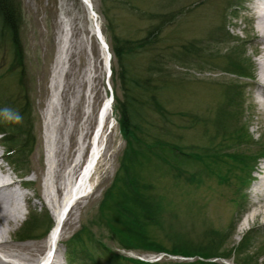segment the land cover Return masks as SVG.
Segmentation results:
<instances>
[{
  "label": "rangeland",
  "instance_id": "rangeland-1",
  "mask_svg": "<svg viewBox=\"0 0 264 264\" xmlns=\"http://www.w3.org/2000/svg\"><path fill=\"white\" fill-rule=\"evenodd\" d=\"M86 1L91 5L94 13L83 0H20L23 13V24L19 36L20 49L23 53V65L25 64L24 68H26L24 80L26 86L30 88L35 144L26 156L24 164L17 168L6 159L5 147L0 141V177L5 181H16L13 189L17 192L18 210H22L19 222L13 226V222L9 224L13 228L6 236L7 240H11L12 243L31 242L46 245L45 239L48 235L20 240L17 237V231L32 214L41 218L47 212L48 216L55 221L54 212L57 211H53L50 205L48 206L49 196H54L56 199V196L60 197L62 192L61 194L57 192L52 183L54 178L50 172L52 165L54 164L55 169L58 170V176H55L58 184L66 181L68 183L69 178L75 179L78 176L83 169L78 150L81 137L86 136L87 129H82L86 115L90 110L92 111V126L88 133L92 128V131H95L97 108L110 91H114V94L117 91L119 95L122 93L119 81L117 80L115 89L113 75L107 76V62H109V70L119 69L118 60L112 52L110 43L113 31L121 37L141 39L150 25L159 20L146 18L147 16L142 18L143 12L145 15L149 12L169 13L168 15L174 12V17L165 25L157 42L151 48L149 46L147 51L127 60L134 76L146 74L148 66L151 67L154 63L155 67H161V73L158 76L160 81L154 82L157 86L174 85V82L183 85L169 86V89L163 87L161 91L158 89L159 99L163 102L167 113L164 117L154 111L152 120L149 118L147 121L150 139L160 134V128L169 127L172 130V136H180L181 140L189 145L206 141L204 133L209 135L208 132L213 131V126L209 123L219 107L218 95L223 87L221 83L225 79L237 80L236 75L224 73L204 60L201 61V66H195L185 62L183 56L173 55L175 50H182L180 46L182 43L189 40L200 39L201 43H206V34L221 20L227 3L236 0ZM260 1L242 0L239 5L231 7L228 11L232 8L236 9L227 16L225 28L239 38L237 42L245 41L246 43L244 45L245 55L251 60L254 78H239L245 82L241 97L245 108L242 120L246 121L247 130L253 138L261 136L264 139V112L257 104L256 99L260 95L254 81L259 75V50L262 45V38L257 29V18L254 16V11L259 9ZM194 5L195 7H192ZM96 28L100 29L108 44L109 54L98 41L95 34ZM234 42L222 41L218 46L222 47V52H224ZM195 51L190 52L195 55ZM107 54L110 56L109 60ZM11 58L9 43L2 44L0 46V73L5 71ZM215 59L217 58L207 60ZM4 81L7 92H16L17 81L14 76ZM82 93L83 99L80 96ZM80 101L81 103L77 106ZM114 116V114L108 115L106 120L110 122L111 127L105 131L106 141L101 144L102 154L94 167L91 187L85 190L83 196L75 199L62 222L57 258L59 264H69L66 241L80 228L82 223L94 215L102 192L111 182L118 166L119 158L125 147V140L119 132ZM218 116L219 112L216 118ZM71 121L76 124L74 136L78 144H73V140L71 141L67 136ZM67 143H69L67 147L69 151L66 154L62 148H66ZM87 154L86 148L84 159ZM263 162L264 157L259 156L253 168L244 176L246 182L243 183L232 175L226 184L220 182L216 174H203L204 185L199 188L185 184L184 187L189 188L190 192L185 188L175 187L167 181L163 183L166 199L169 201L173 199L176 203L172 206L169 202V208H174L177 215L164 214V228L154 229L157 237L166 243L176 236L183 237L186 241L198 242L202 239V231L211 226L221 232L227 231V247L238 245L239 241L248 237L244 250L248 254L258 256L255 259L257 264H264V222H262L264 220V171H261V169L264 170L261 166L264 165ZM75 163H77L76 172L73 174L75 170L73 169L67 177L68 171ZM202 164L201 161L196 162L193 166H186V169L188 172L200 170L204 167ZM154 175L152 181L157 184L156 176L159 177V174L154 172ZM26 181L29 183L24 185ZM159 188L158 186V190ZM242 223L245 226L240 230ZM170 227L172 229L168 230L170 231L168 234L165 230ZM93 233L96 239L103 242L107 248L124 256L134 258L143 254L162 252L122 248L108 237L104 229L96 225L93 226ZM107 248L101 251L102 248L99 247V253H101L97 256L99 264H108ZM90 250L94 251V247L90 246ZM45 251L46 247L42 254L39 253V256H45ZM185 258L163 256L159 261H193L198 257ZM6 259L9 258L6 257ZM206 260L237 264L233 256L227 259L212 257ZM123 263L132 264L127 261ZM0 264L9 263L0 262Z\"/></svg>",
  "mask_w": 264,
  "mask_h": 264
},
{
  "label": "trees",
  "instance_id": "trees-1",
  "mask_svg": "<svg viewBox=\"0 0 264 264\" xmlns=\"http://www.w3.org/2000/svg\"><path fill=\"white\" fill-rule=\"evenodd\" d=\"M241 1L227 3L221 20L206 34V43H201L200 39L189 40L180 45L182 50L173 52L174 56H183L185 62L201 66V61L204 60L224 73L236 75L237 78V80L229 81L225 79L221 83L223 87L218 95L219 107L209 123L213 126V131L208 132L209 135L204 133L206 141L200 144L190 143L189 145L182 141L180 136H172V130L169 127L160 128L161 132L156 138H149L151 136L147 121L149 118L152 120L154 111L164 117L167 113L165 112L167 109L159 99L161 89L183 85L174 82V85L157 86L154 82L160 81L158 77L161 73L160 66L155 67L152 63L151 67L148 66L146 69V74L134 76L127 63L128 58L147 51L149 46L151 48L157 42L165 25L174 17V12L170 15L152 12L145 15L143 12L142 18L147 16L146 18L160 21L150 25L141 39L121 37L113 31L110 43L119 67L118 70L112 69L113 82L115 88L118 80L122 91L121 95L115 92L113 109L119 132L125 140V147L111 182L102 192L96 212L66 241L69 264L100 263L97 259V256L101 254L99 247L102 251L107 246L96 239L93 233L94 225L104 229L108 237L122 248L198 257L193 261L148 262L124 256L107 248L108 264H124L123 261L132 264H224L206 259L232 256L236 263H257L255 259L258 256L248 254L244 250L248 237H244L238 245L227 247V231L221 232L211 226L202 231V239L198 242L186 241L183 237L176 236L166 243L158 238L154 231V229L164 228L165 213L177 215L174 208H169V202L172 206L176 203L173 199L170 201L166 199L163 183L167 181L175 187L185 188L188 192L191 190L184 187L185 184L196 188L204 185L203 174H216L219 181L226 184L229 177L233 175L235 179L243 183L246 182L244 176L253 168L256 159L259 156L264 157L263 137L253 138L247 130L246 121L242 120L245 108L241 97L245 82L239 78L253 77L251 60L245 55L246 43L245 41L237 42L239 38L225 28L227 16L236 8L228 10L239 5ZM22 24L23 13L20 0H0V46L8 42L12 53L8 66L4 72L0 73V110L8 108L22 117L19 122H16L14 119L5 117L0 111V141L5 147L6 159L17 168L24 164L26 156L35 144L30 88L26 86L24 80L26 68H24L25 64L23 65V53L20 49L19 36ZM222 41L236 42L222 52V47L218 46ZM193 50H196L195 55L190 52ZM212 58L217 59L207 60ZM12 76L17 81V89L16 92H7L4 80ZM218 112L219 116L216 118ZM200 161L204 164L202 169L187 171L186 166H193ZM154 172L159 174V177L156 176L159 190L156 182L152 181ZM185 210L188 212L187 208ZM42 216L39 218L37 215H30L17 231L18 239L44 236L53 221L47 212ZM171 229V227L167 228L165 232L168 233ZM90 246L94 247V251L90 250Z\"/></svg>",
  "mask_w": 264,
  "mask_h": 264
},
{
  "label": "bare ground",
  "instance_id": "bare-ground-1",
  "mask_svg": "<svg viewBox=\"0 0 264 264\" xmlns=\"http://www.w3.org/2000/svg\"><path fill=\"white\" fill-rule=\"evenodd\" d=\"M258 8L259 9H256L254 11V16L257 18L256 19L257 26H258L257 29L259 31L261 38H262V42H261L262 45H261L260 50H259V75H258L257 79H255L254 81H255V86L257 87V91L259 90V95H260L256 99L257 104H259L260 109L264 112V0L260 1ZM58 61H56V62H58ZM242 82H244V81H242ZM242 84H244V83H242ZM250 87H251V85H250ZM251 89H253V88H251ZM62 96H63V94H62ZM80 96L83 99V93ZM82 99H81V101H82ZM81 101L78 102L77 106L81 103ZM253 104H254V102H253ZM83 113L86 114V112H84V111H83ZM91 113H92V111L90 110V112L86 115L85 121L82 125L83 130L87 129L85 132V135H88V131H89L90 127L92 126L91 123H92V119H93V117H92L93 114H91ZM75 117H76V113H75ZM75 126H76L75 122L71 121V126L69 129V132L67 133V136H68V139H70L71 141L73 140V144L74 143L78 144V140L74 136ZM96 127H97V125H96ZM96 131L97 130L95 128V131L93 133V138L91 140L92 145H94V140H95V136L97 133ZM67 147H69V143H67L66 148L65 147L62 148L64 153H66V154L69 151L67 149ZM100 153H101V150H100ZM101 154H100V156H101ZM92 155H93V147L91 150L90 157L87 160V163L85 164L82 171L78 174V176L75 177V179L69 178L70 181H68V183H67V181L63 182L62 184H58L56 182L55 176L56 175L58 176V173H57L58 170L55 169L54 164L52 165V167L50 169L51 176L54 177L52 179V183H53L56 191L60 192V194L62 192V195L60 197L56 196V199L54 198V196H49L50 202L48 205H50V207L53 209V211L54 210L57 211L56 213L54 212V215L56 216L55 220L57 223H56V225H54L53 229L48 233V237L45 239L46 245H37L36 243H31V242L12 243V242H10L11 240L10 241L7 240L6 234L11 231V229L13 228L12 227L13 225H15L19 222L20 218L22 217L21 216L22 210L21 211H19L20 209L18 210V204L16 202L17 201L16 200L17 199V192L13 189L14 185L16 184V181L15 180L5 181V180H3V178L0 177V262H2V263L7 262L9 264H26V263L27 264H30V263L31 264H59V262L57 261L58 260L57 258H58V245L60 244L59 243L60 242V237H59L60 233H58L57 229L60 226V230H62L61 228H62L63 220L61 217H63L64 212L65 211L68 212L69 209L71 208L73 202L75 201V199L83 196L85 194V190H88L91 187V179H92V176L94 174V167L97 165V162L99 160V158H98V160L96 161V163L94 165V163H92V161H91ZM58 162L61 163L59 161V159H58ZM262 164H264V162ZM75 166L77 167V163H75L72 166L71 170L68 171L67 177L70 175V173L72 172L73 169H75L73 174L76 172L77 168ZM261 166H262V168H264V165H261ZM261 171H264V170L261 169ZM228 188H229V186H228ZM62 189H66L65 192L61 191ZM230 197H232V196H230ZM58 207H60V208H58ZM258 214H259V212H258ZM10 222H13L12 226L9 225ZM246 222H248L247 219H246ZM262 222H264V220H262ZM244 226L245 225H243V223H242L240 230ZM55 233H58V235H55ZM45 247H46L45 256L40 257L39 253L42 254ZM6 257H8L9 259H6ZM19 262H22V263H19Z\"/></svg>",
  "mask_w": 264,
  "mask_h": 264
},
{
  "label": "clouds",
  "instance_id": "clouds-1",
  "mask_svg": "<svg viewBox=\"0 0 264 264\" xmlns=\"http://www.w3.org/2000/svg\"><path fill=\"white\" fill-rule=\"evenodd\" d=\"M0 111H2V114L5 117H8L9 119H14L16 122H19L22 119L19 113H14L13 110L11 109L4 108L3 110Z\"/></svg>",
  "mask_w": 264,
  "mask_h": 264
}]
</instances>
